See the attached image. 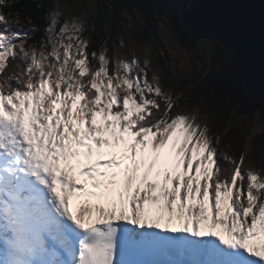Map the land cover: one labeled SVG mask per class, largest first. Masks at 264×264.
<instances>
[{"label":"snow or ice","instance_id":"6c2138e0","mask_svg":"<svg viewBox=\"0 0 264 264\" xmlns=\"http://www.w3.org/2000/svg\"><path fill=\"white\" fill-rule=\"evenodd\" d=\"M14 7L0 0L2 264H131L127 245L149 231L192 245L185 264H264V172L243 170L253 146L220 153L211 117L150 62L92 48L86 2L52 13L39 40L14 30L39 29ZM194 43L227 62L215 41Z\"/></svg>","mask_w":264,"mask_h":264},{"label":"trees","instance_id":"16d2710c","mask_svg":"<svg viewBox=\"0 0 264 264\" xmlns=\"http://www.w3.org/2000/svg\"><path fill=\"white\" fill-rule=\"evenodd\" d=\"M97 1H100L103 5L110 3L116 6L125 5L128 9L137 8L140 11L143 9L141 12L145 13L148 17L154 14L166 15L183 43L189 37L196 38L186 31L181 23V13L188 7L191 0ZM54 2L55 0H16L18 7H14L13 12L18 10L22 17L34 13L39 24V29L32 31L29 27L20 28L13 25L14 30L25 31L34 40L41 39L49 26ZM119 19L120 16L117 11L112 14L110 20L106 11L94 19L90 17L87 25L90 31L85 35L90 36L92 48L100 51L102 50L101 46L107 47L111 54L113 48H116L115 38L120 29ZM107 22L110 23V29L105 31L104 25ZM216 46L222 50L221 57L227 62H224L222 66H216V57L213 56L211 60H207V67L201 76L194 80L187 79L180 81L173 92L178 95L182 94L181 100L185 103L188 111L193 112L197 108H201L207 117H211L206 122L214 134L219 133L221 135V148L227 147L228 141H234V147L231 150H227L226 153L238 159L241 150H244L246 145L247 136L246 133L240 132L239 126L236 124L231 125L233 116H243L252 123L257 121L264 126V104L256 101L248 93L243 80L242 67L235 55L218 43H216ZM91 50L90 48L89 51ZM184 97H187V100H184ZM213 120L215 123H213ZM255 138L258 141V151L263 152L264 129ZM241 146H243V149ZM257 157L255 155L254 158L257 159ZM220 163L226 166V162L222 159Z\"/></svg>","mask_w":264,"mask_h":264},{"label":"rangeland","instance_id":"374dc122","mask_svg":"<svg viewBox=\"0 0 264 264\" xmlns=\"http://www.w3.org/2000/svg\"><path fill=\"white\" fill-rule=\"evenodd\" d=\"M69 2L70 0H55L50 18L52 13L59 11L64 4ZM80 2H86L89 5L88 13L93 19L106 11L110 20L112 14L117 11L120 16V29L115 38V44L116 49H121V57L125 56V52L136 55L141 67H144L146 62H150L151 72L166 81L173 91L180 81L194 80L204 73L207 61L202 59L203 53L199 52V45L194 43L198 39L191 38L188 46L185 47L166 15L154 14L148 17L137 8L128 9L125 5L116 6L110 3L103 5L97 0H80ZM109 29L110 23L107 22L104 25V30L108 31ZM124 44L127 47L121 48ZM193 112L201 113L202 118L207 117L201 108H197ZM235 124L240 127V132L246 133L247 141L253 146L252 150L247 152L248 158L243 170L246 172L249 166H252L264 172V151H258V141L256 138H252L253 133L260 134L264 126L257 121L252 123L246 117L238 115L233 116L231 125ZM249 128H252L253 132H249ZM228 142L225 148L218 146L220 153H226L227 150L234 147V141ZM247 148L248 144L245 145L244 150ZM255 155L259 158L255 159Z\"/></svg>","mask_w":264,"mask_h":264},{"label":"water","instance_id":"95a60500","mask_svg":"<svg viewBox=\"0 0 264 264\" xmlns=\"http://www.w3.org/2000/svg\"><path fill=\"white\" fill-rule=\"evenodd\" d=\"M181 23L198 40L232 52L248 93L264 104V0H191Z\"/></svg>","mask_w":264,"mask_h":264},{"label":"bare ground","instance_id":"6f19581e","mask_svg":"<svg viewBox=\"0 0 264 264\" xmlns=\"http://www.w3.org/2000/svg\"><path fill=\"white\" fill-rule=\"evenodd\" d=\"M256 130H257V127H256ZM81 159L83 160V157H81ZM77 208H78V202H74V211L77 210ZM143 235H145L146 237L156 236V234H154L152 231H149L148 233H143ZM191 247H192V245L188 249H186V251L190 250ZM186 251L184 249L183 255L185 254ZM187 259H188V257H187ZM185 262H186V260H183V259H181L180 261L178 259H175L170 264H185ZM0 264H2V261H0Z\"/></svg>","mask_w":264,"mask_h":264}]
</instances>
